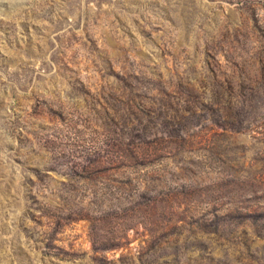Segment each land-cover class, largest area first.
Listing matches in <instances>:
<instances>
[{
  "label": "rangeland",
  "instance_id": "1",
  "mask_svg": "<svg viewBox=\"0 0 264 264\" xmlns=\"http://www.w3.org/2000/svg\"><path fill=\"white\" fill-rule=\"evenodd\" d=\"M0 264H264V0H0Z\"/></svg>",
  "mask_w": 264,
  "mask_h": 264
}]
</instances>
